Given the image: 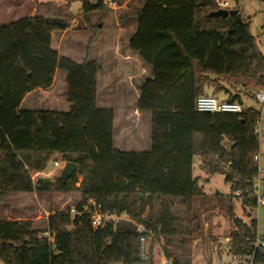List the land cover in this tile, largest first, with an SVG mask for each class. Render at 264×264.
Returning <instances> with one entry per match:
<instances>
[{
	"label": "trees",
	"instance_id": "trees-1",
	"mask_svg": "<svg viewBox=\"0 0 264 264\" xmlns=\"http://www.w3.org/2000/svg\"><path fill=\"white\" fill-rule=\"evenodd\" d=\"M71 1L82 2L86 18L106 11L105 0ZM40 7L46 12L0 25V203L11 192L67 197L48 217L50 238L30 220H0V263L146 264L134 223L120 220L94 229L88 214H70L71 207L81 210L93 198L103 211L127 213L157 240L164 237L168 260L192 264V244L202 231L194 200L206 195L194 176L196 156L201 171L225 175L230 196L257 207L259 111L211 113L196 106L208 85L240 103L239 92L253 97L264 89V54L250 23L209 16L219 9L215 0H146L129 46L152 71L137 106L151 113L152 147L127 152L114 146L113 110L97 105L99 63L60 56L52 33L68 29L69 15L49 3ZM57 70L66 74L68 110L20 109L28 93L53 84ZM53 153L78 169L66 181L60 176L34 181L32 172L42 171ZM229 213L234 217V206ZM257 230L255 217L247 223L235 219L229 253L253 255V264H264V246L253 244Z\"/></svg>",
	"mask_w": 264,
	"mask_h": 264
},
{
	"label": "rangeland",
	"instance_id": "rangeland-1",
	"mask_svg": "<svg viewBox=\"0 0 264 264\" xmlns=\"http://www.w3.org/2000/svg\"><path fill=\"white\" fill-rule=\"evenodd\" d=\"M115 7L106 4V11L94 13L86 18L79 10L80 3L71 0H0V25L17 20L24 16H34L45 13L41 4L49 3L53 10H63L69 15V27L63 31L52 33V46L60 56H67L76 63L85 60L99 63L97 77V98L101 106L112 109L114 113L113 138L117 150L127 152H145L149 140V117L145 112L137 110L140 98V86L152 77L151 68L143 62L139 55L130 49L129 42L136 29V11L142 7V0H111ZM72 3L70 8L68 4ZM71 5V4H70ZM123 5L121 8L118 6ZM238 8L246 21L250 23V32L256 38L260 50L264 54V2L259 0H242L239 3L230 2V9ZM102 24L99 31L96 27ZM63 72L57 70L52 86L34 92L27 97L25 103L41 102L39 109L66 110V83ZM206 89H212L209 85ZM259 91H264L260 89ZM257 92V91H256ZM255 92V93H256ZM241 104L244 110L261 109L254 96L241 91ZM25 104L22 109L34 110L33 106ZM260 135L259 168L264 169V115ZM226 148L231 143L225 141ZM139 146V147H137ZM120 148V149H118ZM141 151H137L138 149ZM62 163L55 167L54 163ZM63 158L54 154L40 172H32L33 180L40 177L55 179L62 175ZM194 176L199 177V185L205 192V197L195 198L194 213L200 218L202 231L192 244V264H229L232 255L227 244H220L219 239L228 236L234 228L235 219L245 216L244 222L251 218L258 221L259 234L264 236V206L255 209L244 207L241 201L229 195V186L225 175L216 173L208 175L201 171V158L196 156ZM82 177L79 176L80 184ZM259 195L264 197V171L260 174ZM76 197L78 195H75ZM67 196L58 192H11L0 203V220L33 222L40 230V235L47 231L49 215L60 207ZM72 203V202H71ZM234 206V217L229 213V206ZM134 220V219H133ZM140 224L141 221L134 220ZM165 238L157 240L149 238V264H166L164 249ZM171 250L174 247H170ZM244 264H249L245 262Z\"/></svg>",
	"mask_w": 264,
	"mask_h": 264
},
{
	"label": "built area",
	"instance_id": "built-area-1",
	"mask_svg": "<svg viewBox=\"0 0 264 264\" xmlns=\"http://www.w3.org/2000/svg\"><path fill=\"white\" fill-rule=\"evenodd\" d=\"M264 2V0H263ZM216 5L219 9H230V1L229 0H215ZM105 4H110L115 7L116 3L111 0H105ZM264 17V12H263ZM256 100L262 104V107L259 111L260 118L257 121L256 132L261 135L262 132V121L264 115V91H257L255 93ZM197 110L201 112H242L244 109L242 108V104L239 101H230V100H222L213 95H201L197 98L196 101ZM259 155L255 156V160L259 164ZM65 162H63V165ZM55 167H62V163L59 162L54 163ZM264 171V169L260 170L259 173L254 177V193L257 196V207L264 206V197L259 195L260 189V174ZM238 194V193H236ZM88 214L90 217V223L94 229L104 228L107 224H117L120 220H127L135 224L137 233L139 234V244H140V254L143 260L149 259V238L152 234L146 228L144 223L137 224L134 220L127 214H116L111 212L103 211L102 203L97 200L91 198L83 205L81 210H77L75 207H71L70 214ZM238 219L245 221V216L242 215ZM42 236L46 238H50L51 235L48 231L44 232ZM231 242L230 235L225 236L224 238L219 239L220 244H228ZM254 248H259L264 246V237L259 234V229L257 230V237L254 241ZM231 262L229 264H244L245 262L249 264H253V255L250 257H239L235 254H231ZM166 264H174L171 260L166 262Z\"/></svg>",
	"mask_w": 264,
	"mask_h": 264
},
{
	"label": "crops",
	"instance_id": "crops-1",
	"mask_svg": "<svg viewBox=\"0 0 264 264\" xmlns=\"http://www.w3.org/2000/svg\"><path fill=\"white\" fill-rule=\"evenodd\" d=\"M76 2H79L80 3V6H79V10H81V7H82V2H80V1H76ZM142 3H143V5H142V7H140V9H138L137 11H136V14H135V16H136V24H137V12L139 11V10H142L143 8H144V6H145V4H146V0H142ZM123 5H121V6H118V8H121ZM92 16L94 15V13L93 14H91ZM244 18V17H243ZM137 27H138V24L136 25V29H135V31H134V34L136 33V31H137ZM131 40V39H130ZM130 43V42H129ZM133 51V50H132ZM134 52V51H133ZM136 53V52H135ZM150 68V67H149ZM60 71V70H59ZM63 72V71H62ZM64 74H63V76L65 77V83H66V74H65V72H63ZM151 73H152V71H151ZM56 74V73H55ZM56 76V75H55ZM55 76H54V79H55ZM97 77H98V73H97ZM52 86V85H51ZM210 87H212V85H209ZM141 87V86H140ZM39 89H41L40 91H42V89H45V88H39ZM39 89H36V90H33V91H31L30 93H28L25 97H24V99H23V101H22V103H21V106H20V109H22V107L25 105V104H27V103H25V101H26V99H27V97H29V96H31L34 92H36V91H39ZM232 93H235L234 91H232ZM204 94L205 95H213V96H216L217 98H219V99H222V100H224V99H226L228 96H229V93H227L225 90L224 91H219V92H217V93H214V89H213V87H212V89H206L205 88V91H204ZM35 104H38V105H36L37 107L36 108H34V110H42V109H39L38 107L40 106V104H41V102H39V101H37ZM35 104H27V105H30V106H33V105H35ZM97 105H98V107H100V108H105L104 106H101L100 105V102L98 101V98H97ZM67 106H68V102H67ZM30 110H32V108L30 109ZM43 110H45V109H43ZM68 110V107H66V110H64V111H67ZM138 110V109H137ZM145 113H147L148 114V117H149V122H150V124H149V140H148V148H147V151H150L151 150V147H152V139H151V126H152V123H151V113L150 112H145ZM115 143V142H114ZM116 147V146H115ZM137 147H139V146H137ZM118 149H120V148H118ZM138 149V148H137ZM120 151H122V150H120ZM137 151H141V150H137ZM54 154H58V153H53V155ZM60 155V154H59ZM61 156V155H60ZM195 166H196V162H195ZM195 166H194V168H195ZM0 264H2V263H0Z\"/></svg>",
	"mask_w": 264,
	"mask_h": 264
},
{
	"label": "water",
	"instance_id": "water-1",
	"mask_svg": "<svg viewBox=\"0 0 264 264\" xmlns=\"http://www.w3.org/2000/svg\"><path fill=\"white\" fill-rule=\"evenodd\" d=\"M209 16H219V17H229V16H236L239 22L243 21V16L238 9H218L216 11L210 12ZM102 24H99L101 27ZM78 169V164L75 162H65L64 168L62 170L61 179L66 181L76 170ZM142 202L144 198L142 197ZM112 264H124L121 262H115Z\"/></svg>",
	"mask_w": 264,
	"mask_h": 264
}]
</instances>
